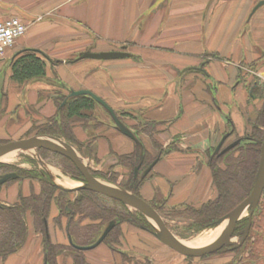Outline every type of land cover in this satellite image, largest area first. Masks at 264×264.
Returning <instances> with one entry per match:
<instances>
[{
  "label": "crops",
  "instance_id": "0c3cea01",
  "mask_svg": "<svg viewBox=\"0 0 264 264\" xmlns=\"http://www.w3.org/2000/svg\"><path fill=\"white\" fill-rule=\"evenodd\" d=\"M261 1L0 0L1 12L28 26L27 34L0 58V141L38 136L31 129L57 115V98L89 90L118 114L126 113L124 122L132 131L155 122L158 142L177 148L154 167L141 188L143 199L153 201L159 194L168 208L202 207L217 196L207 152L231 131L228 118L236 132L231 144L236 135L250 131V119L264 104V6L254 12ZM119 47L132 57L78 60L84 52L119 51ZM25 50L40 51L51 61L46 78L21 85L11 79V63ZM95 124L74 127L83 144L80 157L94 172L118 169L116 156L132 152L134 142L112 124L94 128ZM138 138L156 157L149 136L142 133ZM44 168L60 189L76 191L83 184L59 169ZM30 193V182H19L3 189L1 198L10 205ZM52 214L57 216V208ZM29 224L26 245L0 259V264H43L42 236ZM50 229L54 241L66 243L64 233L56 232L53 224ZM122 230L120 251L100 245L87 252L91 264H131L121 252L142 264L145 255L152 264L184 263L154 235L129 225ZM149 246H154L153 252ZM223 257L212 256L211 264H223ZM61 261L73 264L70 259Z\"/></svg>",
  "mask_w": 264,
  "mask_h": 264
},
{
  "label": "trees",
  "instance_id": "16d2710c",
  "mask_svg": "<svg viewBox=\"0 0 264 264\" xmlns=\"http://www.w3.org/2000/svg\"><path fill=\"white\" fill-rule=\"evenodd\" d=\"M212 57L219 58L217 54ZM48 61L51 60L37 50H25L18 53L11 63L12 81L23 85L46 78ZM54 63L58 64L59 62ZM208 90L211 91L212 86H208ZM212 93L213 91H211ZM69 95L70 92L57 98V115L45 124L34 125L31 134L65 139L81 150L83 144L75 137L74 127L78 123L87 127L93 122H96L94 128L103 127L104 124L97 121L95 114L100 105L89 96L68 99ZM67 99L66 105L62 107ZM214 101L217 103L215 98ZM117 115L123 121L122 117L126 113H117ZM228 121L231 131L227 134L230 139L236 132L231 119L228 118ZM112 122L115 126L113 119ZM249 124L251 129L245 136L236 135L235 141L240 139V145L223 156L214 152L209 158L213 185L217 192L215 199L200 208L190 206L168 208L167 200L159 194L153 201L147 202L162 217L171 216L192 221L187 229L193 233L199 234L205 230L217 228L218 221L247 199L253 190L260 164L261 147L264 142V104L259 108L256 117L250 119ZM158 126L159 124L155 122H147L144 126L133 128L137 137L142 133L148 135L158 153L156 157H153L143 146L145 159L141 170L147 169L155 160L159 162L166 155L177 150L175 144H170L165 148L158 142L156 139ZM7 143L9 141H0V145ZM134 144L132 152L116 156L118 166L126 170L122 175V180L119 181L116 176L115 168H110L108 174H101L89 169L96 178H104L118 185L119 188L143 198L141 188L153 170L143 180L134 178V170L139 164L141 156L140 147L135 142ZM39 153L45 161L51 162L52 160L55 166L61 168L73 180L85 181L80 171L66 157L43 149L39 150ZM28 160L35 166L33 170L0 162V177L10 173H15L19 177L0 187V201L2 202L0 206V259L6 260L26 245L31 230L29 222L32 224L33 232L42 236L43 264H62V258L70 259L73 264H91L87 258L88 251H81L77 247H88L95 244L111 222H116V226L101 246H108L115 252L120 251L124 239L123 225L142 229L153 235V225L139 212H134L123 203L92 191L80 190L77 193L76 191H64L44 170L39 169L37 160L31 158ZM123 179L125 180L123 181ZM25 181L30 182L31 193L26 196L20 195L16 202L6 205L1 198L2 190ZM53 208L58 210L55 217L52 214ZM51 224L55 227L56 232L65 234L66 243L53 240ZM249 224V217L241 220L236 226L234 235L243 236V232ZM225 251L235 256L228 264H264V193L252 216V224L246 241L240 248L224 247L217 254ZM121 256L125 261H134V258H131L127 253L121 252ZM209 256L212 255L204 256V258ZM147 263L151 264L149 261ZM147 263L145 262V264Z\"/></svg>",
  "mask_w": 264,
  "mask_h": 264
},
{
  "label": "water",
  "instance_id": "95a60500",
  "mask_svg": "<svg viewBox=\"0 0 264 264\" xmlns=\"http://www.w3.org/2000/svg\"><path fill=\"white\" fill-rule=\"evenodd\" d=\"M264 6V0L259 2L257 6L254 8V12ZM124 47L122 51H109V52H84L81 53L78 60L92 59V60H100V61H110V60H123L127 58H131L132 55L125 51ZM255 85H260V82H256ZM79 96H89L95 100L100 106H102L113 119L116 129L126 136L127 138L134 141L141 149L140 162L135 167L134 177L138 178L140 174L141 167L143 165L145 159V150L143 144L139 140V138L135 135V133L120 119L115 110L100 96L93 93L89 90H80V91H72L68 97L75 98ZM68 99L63 103L62 107L66 105ZM229 134L225 135L221 142L218 144L215 153H220L221 156L233 150L235 147L241 144V140H236L231 143L224 149L223 146L227 141ZM47 150L52 153L60 154L67 159H69L76 168L80 171V173L84 177V182H82V186L79 187L76 192L80 190H88L108 198L117 200L124 205H126L129 209L139 212L144 217L148 219V221L154 226L153 235L157 240H159L163 245L173 250L177 254L187 257V258H200L208 255H213L219 252L222 248L233 245V236L235 234L237 224L242 220L246 213H248V217L250 220V224L244 232V237L240 243L246 241L249 230L252 224V216L256 209L259 206L262 195L264 193V142L261 147V158L259 169L256 175L255 183L253 190L249 197L245 199L239 206H237L233 211L228 213L222 219L218 221V227L225 224L221 234L211 243L206 244L202 247H191L181 241L175 234L171 231V229L166 224L163 217L143 198H140L133 193L123 190L115 185H111L109 183H105L101 181L99 178H96L91 173L88 165L85 161L80 157V155L75 151L73 146L62 141L59 138L55 137H47V136H35L19 141H12L7 144L0 145V160L8 155H11L14 152L18 151H35L36 153L39 150ZM38 158L43 163V166H47L40 156ZM158 160H155L141 175V179H145L154 167L157 165ZM50 175V174H49ZM53 180V177L50 175ZM19 177L15 173L6 174L0 177V187L7 184L9 181L17 180ZM63 190H68L62 188ZM70 191V190H68ZM2 202L0 201V206ZM116 222H111L106 229L104 230L101 237L98 241L88 247H77L81 251H91L98 248L110 234V232L115 228ZM71 240V238H70Z\"/></svg>",
  "mask_w": 264,
  "mask_h": 264
},
{
  "label": "rangeland",
  "instance_id": "374dc122",
  "mask_svg": "<svg viewBox=\"0 0 264 264\" xmlns=\"http://www.w3.org/2000/svg\"><path fill=\"white\" fill-rule=\"evenodd\" d=\"M119 49V51H120V49L122 50V48H118ZM253 71H255L254 73H257L256 72V70H254L253 69ZM262 79V81H264V78L262 77L261 78ZM71 93V92H70ZM96 110H99L100 111V113H101V115H100V117H97V121H99L100 123H103V122H106V123H108V125H110V124H112V127L114 126V124H113V122H112V119L110 118V116H109V113L105 110V109H103L101 106H98L97 107V109ZM96 113H97V111H96ZM97 115V114H96ZM123 117H126V116H123ZM122 117V119H123V121H125L126 119L125 118H123ZM103 121V122H102ZM125 123V122H124ZM126 124V123H125ZM115 127V126H114ZM47 137H52V136H47ZM55 138H58V137H55ZM59 139H61V138H59ZM236 139V138H235ZM235 139H233L231 142H233V141H235ZM62 141H65V140H63V139H61ZM66 143H68V142H66ZM230 143V139H227V141L225 142V144H224V146H223V148L222 149H224L225 147H227L228 146V144ZM68 144H70V143H68ZM71 146H73V148L75 149V151L80 155V152H79V149L76 147V146H74V145H72V144H70ZM230 145V144H229ZM218 146V145H217ZM217 146L215 147V148H212V149H210L208 152H207V157H208V159L210 158V156L212 155V154H214V152H215V150H216V148H217ZM38 155L40 156V158L42 159V161L47 165V166H50V167H52V168H55V169H59V170H61L62 171V169L61 168H59V167H57V166H55V164H54V162L51 160V162H47V161H45L43 158H42V156L40 155V153H39V151L36 153L35 151H18V152H14V153H12V156H13V158H10V160H0V162L1 163H6V164H15V165H17V166H19V167H23L24 168V166H25V168L26 169H28V170H33L34 168H35V166L33 165V164H31L30 162H29V160H28V158H31V159H34V160H37V162H38V164L40 165V168L42 169V170H44L48 175H49V173L45 170V168H44V166H43V163L41 162V160L38 158ZM81 156V155H80ZM82 157V156H81ZM118 161V160H117ZM85 163H87V162H85ZM106 170V169H105ZM109 170L110 169H108V170H106V171H98V173H101V174H108L109 173ZM146 169H144V170H140V174H139V176H138V178H137V180H142L141 179V175L143 174V172L145 171ZM63 172V171H62ZM114 172V171H113ZM126 172V170L123 168V167H118V169H116V176L119 178V181L120 180H122V175L124 174ZM64 173V172H63ZM65 174V173H64ZM66 175V174H65ZM50 176V175H49ZM69 177V176H68ZM69 178H71V177H69ZM135 178V177H134ZM72 179V178H71ZM101 181H103V182H105V183H109V184H111V185H115V186H117V187H119L118 185H116V184H113V183H111V182H109V181H107L106 179H104V178H99ZM125 179H123V181H124ZM79 182V181H78ZM132 211H134V210H132ZM135 212V211H134ZM248 217V213H246L245 214V216L242 218V220L243 219H245V218H247ZM147 219V218H146ZM163 219L165 220V222H166V224L168 225V227L171 229V231L175 234V236H177L181 241H186V242H192V241H194V240H196V239H198V238H201V237H203V236H205L209 231H211V230H216V229H218L219 227L221 228V227H224L225 226V224H223V225H221V226H219V227H217V228H214V229H210V230H205V231H203V232H201V233H199V234H196V233H193V232H191L190 230H188L187 228L189 227V225L192 223V221H190V220H188V219H184V218H173V217H171V216H164L163 217ZM148 220V219H147ZM154 227V226H153ZM140 231H143V232H147V231H145V230H142V229H139ZM245 232V231H244ZM244 232H243V236H233V245H230V246H228V248H231V249H237V248H240L242 245H240V243H241V241H242V239H243V237H244ZM148 233V232H147ZM160 244V243H159ZM162 245V244H161ZM149 247H151V249H152V251L151 252H153V250H154V246H149ZM109 248V247H108ZM165 249V248H164ZM165 252H167V254H169V252L170 251H168L167 249H165L164 250ZM131 254L132 253H134V252H130ZM212 256H225V257H223V264H225V260H226V258L227 257H229V262L228 263H230V262H232V259H234V255L232 254V253H229V252H227V251H225L224 253H220V254H214V255H212ZM212 256H209V257H206V258H204V257H200V258H187V257H184V256H182V257H176L178 260H182V262H184L183 264H211V262H215V260H212ZM145 258H144V262H143V264H145V262L147 263V261L150 259L149 258V256H147V255H145L144 256ZM222 260V259H221ZM151 264H152V262H150ZM131 264H142V263H139V262H135V259H134V261H132V263ZM148 264V263H147Z\"/></svg>",
  "mask_w": 264,
  "mask_h": 264
},
{
  "label": "built area",
  "instance_id": "2783aa9c",
  "mask_svg": "<svg viewBox=\"0 0 264 264\" xmlns=\"http://www.w3.org/2000/svg\"><path fill=\"white\" fill-rule=\"evenodd\" d=\"M27 31V24L0 11V58H3L16 42L27 34Z\"/></svg>",
  "mask_w": 264,
  "mask_h": 264
},
{
  "label": "bare ground",
  "instance_id": "6f19581e",
  "mask_svg": "<svg viewBox=\"0 0 264 264\" xmlns=\"http://www.w3.org/2000/svg\"><path fill=\"white\" fill-rule=\"evenodd\" d=\"M10 158H13L12 154L8 155V156H6V157H4L2 159L5 161V160H10ZM223 228L224 227H221V228L219 227L216 230H211L205 236H203L201 238H198V239H196V240H194L192 242L184 241V243L187 244L188 246H191V247H202V246H205L206 244H209L212 241H214L221 234Z\"/></svg>",
  "mask_w": 264,
  "mask_h": 264
},
{
  "label": "flooded vegetation",
  "instance_id": "af4514ba",
  "mask_svg": "<svg viewBox=\"0 0 264 264\" xmlns=\"http://www.w3.org/2000/svg\"><path fill=\"white\" fill-rule=\"evenodd\" d=\"M233 143V142H232ZM216 151V150H215Z\"/></svg>",
  "mask_w": 264,
  "mask_h": 264
}]
</instances>
